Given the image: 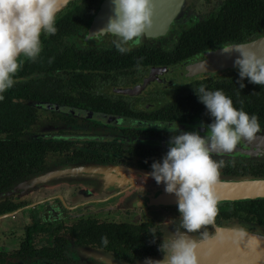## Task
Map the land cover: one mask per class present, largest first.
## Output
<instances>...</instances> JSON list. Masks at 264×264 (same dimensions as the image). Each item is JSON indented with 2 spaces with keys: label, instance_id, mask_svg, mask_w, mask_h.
<instances>
[{
  "label": "flooded vegetation",
  "instance_id": "flooded-vegetation-1",
  "mask_svg": "<svg viewBox=\"0 0 264 264\" xmlns=\"http://www.w3.org/2000/svg\"><path fill=\"white\" fill-rule=\"evenodd\" d=\"M182 13L191 22L185 6ZM88 24L84 32L66 37L62 46L63 50L73 49L82 58L70 64L73 67L51 71V75L41 78L48 82L49 92L44 93L47 94L44 99L35 100L34 120L19 137L27 142L47 143L44 147L50 150L49 153L43 157L38 169L28 168L25 164V173L14 177L0 192V202L14 206L9 213L12 215L0 222L6 226L14 225L22 232L12 249H7L0 240V253L17 251L24 240L25 229L42 230L35 242L39 257L21 264H137L145 258L162 256L158 249L164 235L177 229L185 231L180 228L178 207L149 208L143 205V200L150 189L164 188L148 173L152 163L162 160L168 149L129 145L116 142L115 138H152L169 142L175 132L102 124L84 118L80 113L104 114L125 121H161L148 118L158 117L164 107L178 105L201 85L207 87L231 80L238 71L183 77L186 68L201 61L204 53L221 47L169 65L144 66L141 59L138 62L136 58L134 62H128L134 53L173 50L178 36L186 30L183 26L189 24L184 19L171 25L161 36L148 38L143 35L139 44L126 45L129 51L124 53L116 47L118 36L104 33L87 38ZM99 55L107 63L101 61L100 68L93 69V65L98 67V63L92 62ZM136 88L140 89L133 95L121 94ZM106 107L113 110H101ZM260 126L264 128V121ZM214 160L220 162V159ZM88 165H101L107 172L77 175L84 180L75 179V182L64 178L45 186H23L43 172ZM148 215L153 219H145ZM213 223L224 227L215 220ZM189 234L197 240L211 235L212 230L209 224L199 232ZM8 263L19 264L12 259H8Z\"/></svg>",
  "mask_w": 264,
  "mask_h": 264
},
{
  "label": "trees",
  "instance_id": "trees-1",
  "mask_svg": "<svg viewBox=\"0 0 264 264\" xmlns=\"http://www.w3.org/2000/svg\"><path fill=\"white\" fill-rule=\"evenodd\" d=\"M100 0H74L69 2L58 14L57 32L54 35L42 34V51L35 61L24 60L15 76L14 86L3 93L0 100V192L14 177L25 173L24 165L38 169L43 157L49 153L44 147L47 143L27 142L19 139L29 129L34 117L32 114L35 100L45 98L49 92L48 82L41 80L51 71L65 67H73L79 61L80 54L71 50H63L65 38L84 32L90 16ZM264 35V0H223L214 14L208 18L192 23L180 33L174 49L165 51H146L131 54L128 62L141 59L144 66L169 65L180 63L206 50L232 44H240ZM21 59H24L23 57ZM121 59V58H120ZM143 60V61H142ZM107 63L100 55L93 64L99 69L100 63ZM232 79L209 85L206 90H222L233 100L237 109L255 114L259 123L264 121V86L243 80L241 88L238 71ZM101 110L111 111V107ZM158 119L166 122H186L209 124L212 122L205 105L200 102L196 91L178 105L164 107L159 111ZM147 118V117H146ZM139 119H142L139 117ZM140 137L138 134H132ZM130 137V135H127ZM128 139V138H127ZM130 140V139H129ZM222 166L219 174L233 179L264 178V162H251L245 159L220 160ZM20 170H19V169ZM44 173V172H43ZM33 178V177H32ZM14 208L9 202H0V216L7 215ZM224 226H237L264 234V200L230 201L218 203V214L214 219ZM42 230L27 228L24 240L17 251L0 253V264L8 263V259L21 264L25 260L38 258L35 248L38 233Z\"/></svg>",
  "mask_w": 264,
  "mask_h": 264
},
{
  "label": "clouds",
  "instance_id": "clouds-1",
  "mask_svg": "<svg viewBox=\"0 0 264 264\" xmlns=\"http://www.w3.org/2000/svg\"><path fill=\"white\" fill-rule=\"evenodd\" d=\"M111 3L113 14L94 35L110 32L118 36L116 47L124 53L129 51L125 46L139 44L145 28L151 26L153 0H111ZM60 10L61 0H0V100L14 86L24 60L35 61L40 55L42 34L57 32ZM222 50L239 53L234 66L238 69L241 88L245 87V79L264 86V56H258L246 44L222 47ZM195 91L212 118L211 123L202 125L207 129L206 134L180 131L177 125L166 155L153 162L148 173L157 184L165 186L166 193L177 197L180 228L185 231L177 229L164 235L158 249L162 258H145L144 264H199L198 243L188 233L199 232L213 223L218 214L214 185L222 162L214 160L213 154L230 153L242 140L252 141L261 131L258 116L237 109L222 90L209 91L201 85Z\"/></svg>",
  "mask_w": 264,
  "mask_h": 264
},
{
  "label": "water",
  "instance_id": "water-1",
  "mask_svg": "<svg viewBox=\"0 0 264 264\" xmlns=\"http://www.w3.org/2000/svg\"><path fill=\"white\" fill-rule=\"evenodd\" d=\"M74 0H61V10ZM185 0H153V16L151 26L145 28L144 35L148 38L161 36L173 24L183 21L182 9ZM60 10V11H61ZM111 0H100L95 13L90 17L86 29V37L91 38L95 32L105 27L109 17L112 15ZM109 34H112L109 32ZM101 35V34H99ZM246 44L258 56H264V35L250 41L240 43ZM239 45V44H232ZM227 45V46H232ZM224 46V47H227ZM239 53H225L221 48L204 53L203 59L190 65L183 73L184 78L201 75H214L230 70H237L234 61ZM140 88L121 92L123 95H133ZM82 117L100 121L102 124H115L117 126L135 127L138 129H156L174 131L178 125L180 131H199L206 134L207 124H190L186 122L153 121L151 123L127 120L123 118L94 114L87 111L80 113ZM116 142L129 145H140L147 147L169 149V142L159 141L152 138L127 139L115 138ZM242 158L253 162L264 161V128L258 132L252 141L242 140L230 153H215L213 159L232 160ZM110 170V169H109ZM107 169L101 165L71 166L59 168L42 173L27 180L23 186L38 187L45 186L51 181H62L64 178L77 175L106 174ZM215 195L219 202L230 201H253L264 200V178H241L233 179L221 177L219 174L217 183L214 185ZM146 207H177V197L165 192V187L150 189L143 200ZM12 214L0 216V219L10 217ZM212 234L197 240V257L199 264H264V234L260 231H250L237 226L217 227L210 224ZM137 264H144L137 263Z\"/></svg>",
  "mask_w": 264,
  "mask_h": 264
},
{
  "label": "rangeland",
  "instance_id": "rangeland-1",
  "mask_svg": "<svg viewBox=\"0 0 264 264\" xmlns=\"http://www.w3.org/2000/svg\"><path fill=\"white\" fill-rule=\"evenodd\" d=\"M221 1L222 0H185L184 6L186 7L187 16L191 18V22L188 20V18L185 17L184 13H182L185 22L189 23V24H185L183 28L187 29V27H189L190 24L198 20L205 19L208 15H210L211 12L215 11V9L219 6ZM76 42L78 43V41ZM256 162H264V161H256ZM115 167H119V166H115ZM75 179L84 180L83 177H78V176L67 177L66 180H68L69 182H75ZM145 219H153V218L152 215H148ZM9 221H11V219H9ZM21 233H22L21 229L15 228L14 225L6 226V223L3 224L2 222H0V240L3 244H5V247L7 249H12L14 247L15 243L18 242V240L21 238ZM188 235L190 236L189 233ZM3 248L4 247H2V249ZM161 258L162 256L157 257L155 259H161Z\"/></svg>",
  "mask_w": 264,
  "mask_h": 264
}]
</instances>
